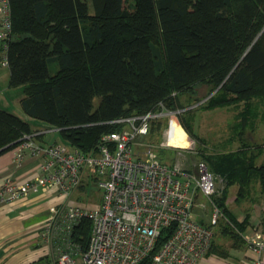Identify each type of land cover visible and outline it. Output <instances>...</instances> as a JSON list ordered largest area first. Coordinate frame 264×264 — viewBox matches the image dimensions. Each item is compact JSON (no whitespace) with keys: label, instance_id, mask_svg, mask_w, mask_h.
Returning a JSON list of instances; mask_svg holds the SVG:
<instances>
[{"label":"trees","instance_id":"obj_1","mask_svg":"<svg viewBox=\"0 0 264 264\" xmlns=\"http://www.w3.org/2000/svg\"><path fill=\"white\" fill-rule=\"evenodd\" d=\"M91 4L89 13L85 0H9L8 84L22 87L20 108L28 118L0 108V155L17 146L23 135L43 130L37 124L55 128L66 143L86 152L102 133L121 128L110 122L113 118L174 109L181 110L178 118L185 130L205 144L187 117L189 98L200 84L209 88L207 95L216 90L198 107L243 103L237 134L243 133L252 98L264 99V0ZM242 137L232 152L197 148L200 159L224 181L213 201L227 221L216 226L233 245L243 242L239 232L249 215L239 220L229 210L230 186L237 187L236 201L247 197L253 180L264 193V159L257 162L263 145ZM88 185L82 188L90 193ZM90 228V220L82 217L69 240L84 251ZM217 249L212 239L208 252Z\"/></svg>","mask_w":264,"mask_h":264},{"label":"built area","instance_id":"obj_2","mask_svg":"<svg viewBox=\"0 0 264 264\" xmlns=\"http://www.w3.org/2000/svg\"><path fill=\"white\" fill-rule=\"evenodd\" d=\"M10 29L9 0H0L5 65ZM179 111L113 118L110 122L121 124V128L102 133L95 148L86 152L68 143H41L35 135L42 130L23 135L14 149V161L20 165L25 153L37 156L38 171L23 181L3 176L0 201L11 202L37 192L57 195L60 200L49 206L50 214L39 231L42 238L57 242L52 264H197L208 252L213 225L222 216L212 201L217 177L203 161L194 170H187L156 157L150 146L144 150L134 147L148 132L151 120L168 116L170 122H177L175 114ZM165 145L180 149L189 146L166 141ZM85 183L95 185L93 191L98 193L92 205L71 200ZM209 200L212 209H207ZM197 207L203 214L209 212L207 222L197 218ZM82 217L91 224L84 251L68 238ZM249 245L258 252L264 248L258 230L250 235ZM242 264H264V259Z\"/></svg>","mask_w":264,"mask_h":264},{"label":"crops","instance_id":"obj_3","mask_svg":"<svg viewBox=\"0 0 264 264\" xmlns=\"http://www.w3.org/2000/svg\"><path fill=\"white\" fill-rule=\"evenodd\" d=\"M8 74L9 69L5 75V82H7ZM12 87L17 98L14 105L17 110L9 109L2 102H0V108L20 114V99L23 97V91L21 86ZM37 127L41 128V124H37ZM41 138L42 135L36 140L41 141ZM15 147L0 155V181L5 175H9L17 181H23L33 178L38 171L39 159L37 156L25 153L21 164L15 163ZM262 159H264V153L258 155L257 162ZM232 187L234 185L230 189ZM234 197L235 192L231 194L230 198ZM59 200L55 193L37 192L11 202L0 201V264H30L36 261H38L37 264H46L47 257L49 259L56 257V241H47L39 235V231L50 214L49 206ZM245 201L247 204L244 207L235 205L237 209H234L231 203L226 201L231 213L239 220L243 219L246 214L249 215L247 225L243 231L239 232L243 242L233 245L231 239L219 233L221 240L219 242L214 240L218 249L207 252L197 264H242L243 261L252 263L257 258L264 259V248L258 252L249 245V238L254 230H258L264 239V193L260 192V184L257 180L252 181ZM204 216L208 219V214L197 212L198 219L203 221V219L205 220ZM44 257L46 258L41 262L40 259Z\"/></svg>","mask_w":264,"mask_h":264},{"label":"rangeland","instance_id":"obj_4","mask_svg":"<svg viewBox=\"0 0 264 264\" xmlns=\"http://www.w3.org/2000/svg\"><path fill=\"white\" fill-rule=\"evenodd\" d=\"M85 1L88 4L89 13H92L93 9L91 0ZM2 56L3 51L0 47V102H2V104L6 107H9V109L11 110H17L15 108L16 106H14L17 102L15 91L12 86H8L9 74L7 82H5V75L8 67L7 65L2 64ZM20 88L22 90V87ZM208 92L209 88L206 85L200 84L197 87V93L189 98V103L192 102V109H190V115H187L192 127L191 130L200 137L202 136V138L205 139V144L201 143L200 141H195V139L185 130L178 118V114L181 113L180 110L175 114V118L185 130L187 136L190 139L188 147L180 149L165 145L167 130L169 128L170 121L168 116H163L154 118L153 121H150L148 132L138 138V144L134 145L135 149L137 148L138 150H144L146 147L150 146L155 156L167 162L168 164L178 163L187 170H194L197 166V163L199 161H202V159H200V156L198 155L199 151L197 148L199 147H205V153L232 152L241 145L242 142L240 136L243 135L242 140H245L250 144H262L264 148V99L256 97L252 98V105L250 106L248 116L249 121L247 122L246 120L247 124L242 127L243 133L241 132L242 134H237V127H241V124L239 122L242 120L240 113L242 112L243 103L241 102L235 106L219 105L217 107L209 109L202 106L198 107V105L202 103L208 96ZM183 97L187 98L188 96L185 95ZM196 98H201V100L199 102H196ZM185 99L183 98V102L186 103ZM97 102L98 98L96 97L94 99V103L96 104ZM20 115L28 118L26 115H24V113H22V111L20 112ZM31 121L33 120L31 119ZM47 126L48 125L46 123L41 124L43 132L41 134V141L38 139L39 142L43 141L44 143H52L56 141L66 143L61 137L58 130L54 128H48ZM199 132L201 135L199 134ZM253 149L254 147L250 150ZM262 153H264V151ZM82 186H84V184L78 188L77 192L72 194L71 200H74L75 202L78 201L81 204L85 203V205H92V203H94V200L98 198V193L93 191V186L95 185H88L91 188L90 193L85 191V188L83 189ZM222 186H224V181L220 177H218L216 191L212 195V201L215 195H219L221 193L220 189L222 188ZM235 190H237L236 185H234V187H232L231 189L229 188L228 196L226 198L227 203H231L234 209H237L235 205H242V207H244L247 204V202L245 201L246 197L241 199L240 201H236L235 197L233 199L230 198L232 193H236ZM212 201L209 200V202L206 204L207 209H212L214 202ZM231 205L229 204L230 207ZM196 212L202 211L197 207ZM207 214L209 216V212ZM208 219L207 217H205V220L208 221ZM205 220L203 219V221ZM222 220L227 221L226 217L224 219L223 212L222 216L217 219L216 224L213 225V240H218V242L221 240V237L218 233L216 225ZM50 259L49 264H52L54 259Z\"/></svg>","mask_w":264,"mask_h":264},{"label":"bare ground","instance_id":"obj_5","mask_svg":"<svg viewBox=\"0 0 264 264\" xmlns=\"http://www.w3.org/2000/svg\"><path fill=\"white\" fill-rule=\"evenodd\" d=\"M166 139L168 144H176L179 146H188L190 141L185 130L174 119L169 124Z\"/></svg>","mask_w":264,"mask_h":264},{"label":"water","instance_id":"obj_6","mask_svg":"<svg viewBox=\"0 0 264 264\" xmlns=\"http://www.w3.org/2000/svg\"><path fill=\"white\" fill-rule=\"evenodd\" d=\"M215 90H216V89H215ZM215 90H214V91H215ZM214 91H213V92H214ZM213 92H211L209 95H211ZM209 95H208V96H209Z\"/></svg>","mask_w":264,"mask_h":264}]
</instances>
